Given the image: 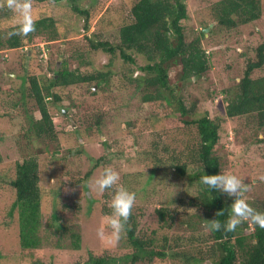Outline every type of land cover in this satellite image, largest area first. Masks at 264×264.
<instances>
[{
    "label": "rangeland",
    "instance_id": "374dc122",
    "mask_svg": "<svg viewBox=\"0 0 264 264\" xmlns=\"http://www.w3.org/2000/svg\"><path fill=\"white\" fill-rule=\"evenodd\" d=\"M137 1L80 0V8L89 13L86 15L74 12L69 3L31 0L34 21L44 16L54 18L58 38H38L34 44L17 49L1 48L0 84H12V93L16 98L29 93V76L32 74L45 87L56 71L64 68L91 75L108 72L107 66L113 62L109 70L113 73L108 85L98 86L93 82L53 89L60 97L57 103H51V99H48L57 135L55 142L34 141V137L31 140L26 135L24 130L29 125L28 118L41 119L32 98L26 101V117L25 114L0 117V152L4 157L0 176L6 175L16 160L26 156L38 158L40 189L42 195L46 196L42 204L44 224H48L56 212L81 235L79 250L55 248L49 244H43L38 250L23 249L18 211L13 216L9 215L15 192L0 181V264H84L90 254L120 258L130 252L124 232L118 240L111 238L112 229L106 223L105 214L111 212V199L105 203L104 192H98L94 185L102 169H98L96 175L85 182V191L78 201L81 207H73L72 199H68L71 208H63L65 200L60 197V186L69 177L85 176L104 157L113 159L120 174L119 182L136 193L133 209L137 214L142 213L141 217L138 215V226L139 232H144L145 239L156 236L162 241L167 237L173 242L178 237L188 236L184 232V222L195 223L200 230H204L206 215L203 216L202 210L187 207L190 191L166 167L170 166L172 155L187 152L188 143H198L197 128L188 126L186 122L206 115L221 121L220 141L216 149L221 151V155L228 156L230 166L225 171L233 172L245 181L251 198H264V128L259 127L254 117L228 119V99L224 93L239 83L247 62L255 59V48L264 42V0H261L262 15L258 21L239 26L231 32L215 19L213 4L219 0H189V19L183 21L182 25L186 36L190 35L188 42L197 38L200 30L206 33L202 47L211 68L201 79L185 81L182 79V67L171 66L169 84L173 94L170 101L151 103H144V91L137 92L135 83L125 78L142 77L143 73L137 69L145 64L143 58L135 56L136 64L124 66L118 51L111 55L101 49L93 51L90 47L96 41L109 43L116 48L120 43L119 31L130 23V12ZM2 6L6 4H0V16L6 10ZM14 16L0 21V32H7L18 25L17 14ZM262 76L264 69L254 75ZM3 102L0 97L2 114L10 108ZM181 107L187 115L182 114ZM154 146L158 148L157 154L163 168L152 173L155 167L145 160L144 155ZM233 153L235 157L231 162ZM122 175L126 177V183L122 181ZM73 192L70 191L68 196ZM86 196L96 200L92 211L89 210ZM181 199L183 202H180ZM165 205L174 210V215L181 221L178 227H183V231L160 229L156 210ZM105 208L107 210L103 213ZM196 213H201L200 220L191 217ZM153 231H157V234L152 235ZM203 232H209L208 228ZM52 242L55 243V240ZM157 264H171V261Z\"/></svg>",
    "mask_w": 264,
    "mask_h": 264
},
{
    "label": "trees",
    "instance_id": "16d2710c",
    "mask_svg": "<svg viewBox=\"0 0 264 264\" xmlns=\"http://www.w3.org/2000/svg\"><path fill=\"white\" fill-rule=\"evenodd\" d=\"M38 2H49L55 4L69 3L74 12L88 15V11L79 6L80 0H36ZM189 0H138L130 12V23H126L119 31V45L114 48L109 43H95L90 47L93 51L103 50L111 55L117 54L123 60V65L136 64L135 56L143 58L145 64L138 66L143 75L135 77L133 80L125 78L130 83H135L136 91H144L142 101L151 103L154 101L169 102L173 90L169 84V69L171 66L182 67V79L194 80L201 79L211 66L206 51L202 47V40L206 33L200 30L199 35L192 42H188L190 35L186 36L183 21L189 19L188 13ZM0 4H6L3 19L15 17L14 12L7 7V0H0ZM213 13L220 26H225L229 32L237 27L251 24L258 21L262 15L261 0H219L214 2ZM1 7V8H2ZM19 25L11 27L7 32H0V50L7 47L17 49L20 47L34 44L38 38H48L56 40L59 36L57 21L51 17L35 19V30L22 35H9ZM212 33H214L212 31ZM188 38V39H187ZM27 41V42H26ZM109 46V48H107ZM255 59L247 62L244 74L234 89L224 92L227 99L226 117L235 119L241 117L257 118V124L264 128V76L254 77L255 73L264 69V42L255 48ZM109 70L113 67V62L107 66ZM130 69V68H129ZM97 72L91 75H82L78 72L64 68L56 71L52 81L45 87L41 86L38 77L33 74L29 76L30 86L22 98H16L12 93V84H0V97L3 104L7 105L9 111L0 117H15L14 114L25 117L28 110L25 109L26 101L29 98L34 100L37 111L41 115L40 120L28 118L26 135L34 141L45 140L55 142L53 119L48 107V99L51 103L60 101V97L53 92L56 87H68L77 84L96 82L98 86L109 84V71ZM131 70V69H130ZM135 72V70H132ZM132 74V73H131ZM132 77V76H130ZM10 80H13L12 78ZM21 102V103H20ZM22 104V105H21ZM22 106V107H21ZM13 112V113H12ZM181 112L187 115L186 110L181 107ZM188 126L197 128L198 143L187 145V152H181L179 156L172 155L170 166L167 170L173 172L181 179L190 191L188 208L202 210L203 220L208 225L211 219H219L225 222L230 215V204L233 197H228L226 193L218 190H211L201 182L204 174H214L225 172L229 168L228 156L221 155V151L216 149L220 141L221 121L213 120L208 115L200 119L186 122ZM99 125V122L97 123ZM41 145V144H38ZM39 148H41L39 146ZM37 148V149H39ZM158 148L146 150L144 158L147 162L154 165L152 173L163 168L160 157L157 154ZM99 153V151H98ZM234 153L230 156L233 161ZM223 156V157H222ZM138 159L140 155L137 156ZM143 157V155H142ZM141 157V158H142ZM100 158L96 166L91 168L83 177H69L60 186L61 199H64L63 208H71L67 202L72 199L73 207L80 208V198L85 191V182L92 175H96L98 169L112 167L116 170L113 159ZM104 162V163H103ZM14 166L8 173L0 176V181L8 185L15 192L9 215L19 214V236L21 247L25 250L41 249L43 244H49L55 248H69L79 250L81 248V235L78 230L68 225L61 214L54 212L48 224H44L42 204L46 196L42 195L40 189V171L38 158L26 156L21 160H16ZM4 164L3 154L0 152V166ZM122 181L126 183V177L122 175ZM70 191H74L69 195ZM250 191L244 193V198L257 210L264 211V198L252 196ZM254 197V198H253ZM105 203L111 199V192L105 191L103 194ZM258 198V199H256ZM89 210L92 211L96 200H90L87 196ZM255 199V200H254ZM180 202H183L182 199ZM54 204H57L54 202ZM58 205V204H57ZM107 209L105 208L103 213ZM222 215L216 216L218 211ZM160 223V229H176L183 231L188 236L178 237L173 242L167 237L162 241L154 236L145 239L144 232H139L138 215L132 208L131 215L125 225L124 237L130 252L123 257H95L90 254L84 264H157L164 261H171V264H264V229L259 228L245 221L237 227L234 232L211 231L207 225L203 229L209 230L205 233L200 230L195 223H183V227H178L181 223L174 210L169 205L161 206L156 210ZM105 214H108L105 212ZM198 213L191 215L200 220ZM46 221V222H48ZM45 222V223H46ZM190 223V224H189ZM153 231L152 235H156ZM55 240V243L52 242ZM163 242V245L158 244ZM214 242V243H212ZM54 243V244H53ZM40 264V263H38Z\"/></svg>",
    "mask_w": 264,
    "mask_h": 264
},
{
    "label": "clouds",
    "instance_id": "9594fccd",
    "mask_svg": "<svg viewBox=\"0 0 264 264\" xmlns=\"http://www.w3.org/2000/svg\"><path fill=\"white\" fill-rule=\"evenodd\" d=\"M7 7L17 14L19 25L9 35L26 36L27 33L35 30L31 0H7ZM200 179L202 184L209 189L218 190L226 193L228 197H233L230 204V215L225 222L222 223L216 218L208 220L207 227L211 231L234 232L245 221L264 229V211L257 210L244 198V193L247 192V184L240 176L225 171L204 174ZM119 181L120 174L112 167H105L94 181L98 192L103 193L106 190L111 192L109 204L111 212L106 214V223L112 229L111 238L116 240L124 232L136 200V193ZM222 214L220 210L216 216Z\"/></svg>",
    "mask_w": 264,
    "mask_h": 264
},
{
    "label": "water",
    "instance_id": "95a60500",
    "mask_svg": "<svg viewBox=\"0 0 264 264\" xmlns=\"http://www.w3.org/2000/svg\"><path fill=\"white\" fill-rule=\"evenodd\" d=\"M89 196H90V194H89Z\"/></svg>",
    "mask_w": 264,
    "mask_h": 264
}]
</instances>
